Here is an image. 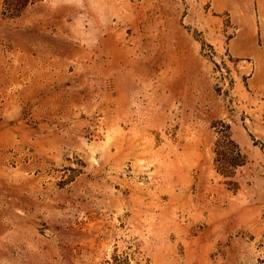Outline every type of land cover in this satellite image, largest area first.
Wrapping results in <instances>:
<instances>
[{"label": "rangeland", "instance_id": "rangeland-1", "mask_svg": "<svg viewBox=\"0 0 264 264\" xmlns=\"http://www.w3.org/2000/svg\"><path fill=\"white\" fill-rule=\"evenodd\" d=\"M20 7L0 0V264H264V0Z\"/></svg>", "mask_w": 264, "mask_h": 264}, {"label": "crops", "instance_id": "crops-1", "mask_svg": "<svg viewBox=\"0 0 264 264\" xmlns=\"http://www.w3.org/2000/svg\"><path fill=\"white\" fill-rule=\"evenodd\" d=\"M247 32V31H246ZM240 41L244 42L246 47L243 48L244 52H249L254 49V47L257 45L258 40L256 41L254 36H249L248 34L242 35ZM259 45V43H258Z\"/></svg>", "mask_w": 264, "mask_h": 264}, {"label": "trees", "instance_id": "trees-1", "mask_svg": "<svg viewBox=\"0 0 264 264\" xmlns=\"http://www.w3.org/2000/svg\"><path fill=\"white\" fill-rule=\"evenodd\" d=\"M25 1L26 0H10V4L15 6L17 9H20V5L25 4Z\"/></svg>", "mask_w": 264, "mask_h": 264}]
</instances>
